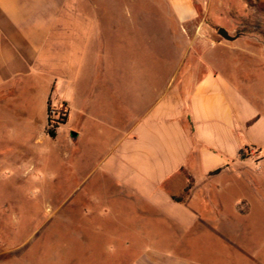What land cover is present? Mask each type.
<instances>
[{"label": "rangeland", "instance_id": "rangeland-1", "mask_svg": "<svg viewBox=\"0 0 264 264\" xmlns=\"http://www.w3.org/2000/svg\"><path fill=\"white\" fill-rule=\"evenodd\" d=\"M81 2L93 32L105 41L99 63H105L111 92L120 76L129 81L139 68L144 79L155 78L157 69L163 82L171 66L177 73L185 65L182 72L203 77L211 65L251 98L264 100V0H186L185 13L172 0ZM221 28L237 40L223 39ZM97 43L94 37L89 66L97 62ZM87 76L83 71L81 93L70 96L74 108L83 111L86 94H97L101 115L117 110L116 98L96 81L88 90ZM258 107L264 113V103ZM81 111L57 125L51 138L39 79L20 78L0 89V264H123L153 246L189 264H264V152L248 160L244 151L241 176L228 180V192L197 201L208 227L184 232L137 222L134 208L104 198L102 191L112 187L96 166L113 134L88 125ZM58 112L67 119L64 107ZM73 133L79 135L75 141ZM134 238L140 244H130Z\"/></svg>", "mask_w": 264, "mask_h": 264}, {"label": "crops", "instance_id": "crops-1", "mask_svg": "<svg viewBox=\"0 0 264 264\" xmlns=\"http://www.w3.org/2000/svg\"><path fill=\"white\" fill-rule=\"evenodd\" d=\"M172 4L185 13L186 0ZM93 24L81 0H0V89L20 78L39 79L46 106L44 129L49 101L68 112L65 126L72 112L81 111L70 96L81 93V75L87 70L88 90L96 81L118 102L117 110H105L103 116L96 109L103 105L96 103L97 94H86L81 111L88 125L113 134L96 166L112 187L102 191L104 198L134 208L140 214L137 222L184 232L208 227L197 201L228 192V180H237L239 166L246 163L242 151L251 154L248 160L264 152V113L258 107L264 100L251 98L211 65L203 77L182 72L185 65L177 73L171 66L163 82L157 69L155 78L144 79L139 68L129 81L120 76L118 89L111 92L105 86V63H99L105 41L101 32H93ZM94 37L100 51L89 66ZM98 69L103 76L96 80ZM130 244L140 242L134 238ZM123 264L189 263L153 246L125 257Z\"/></svg>", "mask_w": 264, "mask_h": 264}, {"label": "built area", "instance_id": "built-area-1", "mask_svg": "<svg viewBox=\"0 0 264 264\" xmlns=\"http://www.w3.org/2000/svg\"><path fill=\"white\" fill-rule=\"evenodd\" d=\"M58 111H59V108L55 105L51 106L48 109V120H49L48 124H50L48 125L49 127L62 124L63 118H66L65 116L61 117Z\"/></svg>", "mask_w": 264, "mask_h": 264}, {"label": "water", "instance_id": "water-1", "mask_svg": "<svg viewBox=\"0 0 264 264\" xmlns=\"http://www.w3.org/2000/svg\"><path fill=\"white\" fill-rule=\"evenodd\" d=\"M218 35L221 36V37H222L223 39H225L226 41H229V42H234V41H236L237 38H238V36H235V37H234V36H231V35L229 34V32H228L227 30H225L224 28L219 29V31H218ZM77 137H78L77 134H75V133L72 134V138H73L74 140H76Z\"/></svg>", "mask_w": 264, "mask_h": 264}, {"label": "trees", "instance_id": "trees-1", "mask_svg": "<svg viewBox=\"0 0 264 264\" xmlns=\"http://www.w3.org/2000/svg\"><path fill=\"white\" fill-rule=\"evenodd\" d=\"M48 104L50 105L51 102L49 101ZM48 109H49V108H48ZM48 121H49V120H48ZM65 121H66V118H63V122H62V123L64 124ZM48 125H50V124H48ZM58 127H59V126H57V125L54 127V129H51V128L49 127V129H48V135H49L51 138H55V137H56L55 129L58 128ZM242 154H243V151H242ZM191 187H192V184L190 183L189 187H188L187 190H186V193L189 192V190H190Z\"/></svg>", "mask_w": 264, "mask_h": 264}]
</instances>
